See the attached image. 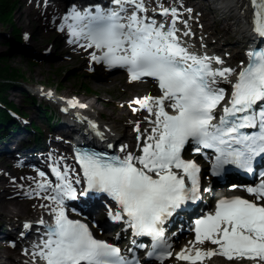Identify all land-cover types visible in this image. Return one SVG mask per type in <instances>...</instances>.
<instances>
[{
	"label": "snow or ice",
	"instance_id": "1",
	"mask_svg": "<svg viewBox=\"0 0 264 264\" xmlns=\"http://www.w3.org/2000/svg\"><path fill=\"white\" fill-rule=\"evenodd\" d=\"M112 2L115 9L98 8L94 14L90 9L74 11L71 19L77 23L68 25L72 36L88 41L82 46L102 53L93 54V61L125 68L132 81L155 79L162 96L135 101L154 116L140 155L78 154L87 182L83 194L104 192L111 196L135 234L153 239L149 256L163 261L172 255L163 225L182 206L199 199L201 169L195 161L183 159L185 145L189 141L198 145L196 152L212 149L216 157L211 172L218 177L228 165L251 173L256 158L264 156V48L249 52V63L239 72L230 102L214 123L215 109L225 98V90L216 85L220 80L229 81L234 70L214 68L213 58L191 53L177 35L176 19L167 29L157 24L146 15L144 0ZM129 7L133 9L130 15ZM161 8V15L178 17L175 9ZM246 9L250 10L253 32L264 39V0H248L242 11ZM215 63L223 61L217 58ZM165 101L175 114L166 111ZM246 129L257 131L248 133ZM136 131L140 132L139 125ZM53 171L58 183L53 186L48 181L37 187L53 193L44 198L56 205L51 209L54 225L47 228V238L36 245L33 255L44 264H139L122 255L119 247L95 239L87 225L68 218L65 199H75L76 189L67 170ZM40 177L46 180L43 172ZM246 191L255 199H221L212 212L197 219L195 241L177 259L202 264L205 258L219 255L228 261L264 264V203H259L264 201V174ZM114 218H119V213ZM205 242L217 247L208 251L196 247Z\"/></svg>",
	"mask_w": 264,
	"mask_h": 264
},
{
	"label": "rangeland",
	"instance_id": "2",
	"mask_svg": "<svg viewBox=\"0 0 264 264\" xmlns=\"http://www.w3.org/2000/svg\"><path fill=\"white\" fill-rule=\"evenodd\" d=\"M30 1L31 0H25L24 4L22 3V0L19 1L17 11L14 15V25H12V23L6 24L0 20V55H8L9 64H11L12 67L17 71H21L22 75L24 74L25 76H27L30 82L29 85L21 81L19 82L18 79H15L13 84L17 85L18 91L12 90L14 88L11 87L8 88L6 91H9V98L11 100L15 99L17 106L24 109V113L28 114L31 121H33L34 123H42L44 126V124L46 125V119L42 114H40L41 112L43 113V110L37 109V105H33V102L39 101V98L44 100H46V98L37 93L33 94L28 91V93L26 94V90L31 89L36 92L38 88L43 89L44 86H42V84H45V88L48 90L55 91V89L59 87L58 92L60 94L66 93L67 91L71 90H78L81 96L86 97L87 94L92 92L89 101H95L96 99L98 100L97 96L101 95V98L103 99L100 101V108L107 118L112 114L115 115L117 119L114 118L113 123L117 126V131L121 134V136L125 137L126 134L133 133L137 125L141 127V122L143 121V119H147L148 116L146 113H142L141 115L135 114L137 112H140L141 110L140 105L136 104L135 101L143 96H150L151 92L153 90H156L155 85L151 82H131L123 73H104L98 68V66L94 64V61L92 60V57H90L88 50L86 53L75 47H65V44L60 40V31H58L59 26L57 25L52 27V17H46V15L42 13L43 8L46 6V4H49V7H51V9L53 10L54 4H61L59 0H35L37 1V7L35 9L39 14L36 16L39 17H29L31 26H29L30 28H26L18 18L20 16V12L23 11L25 7L30 5ZM155 1L159 3V1L162 0ZM170 1L178 2L183 7L184 4H189L187 5L188 9H186V7L184 9V11L188 13V16L184 20H182L183 22H185L183 27L186 31H191V27H189V25L187 24L190 18L198 20L200 13L207 12L206 7L208 6L207 4H204V0ZM209 16L210 17L206 21L207 24H210L209 26H207V31H203L205 22L200 21L195 25L197 27L196 30L198 31V33L192 34H196L198 36L202 35V37L204 35L207 36L208 39H211L214 42L213 46L215 48L226 49L227 47H232L238 49V38L234 37L232 30H223L220 27L216 26L217 21L220 19L218 15ZM16 30H19V34L15 33ZM216 31L219 33V37L214 35ZM23 39H27L31 42L30 44L36 45L35 48L39 50L38 53L41 54L39 60L35 58L33 59L32 55L27 54L26 51L23 50ZM47 50H53L56 57H48L45 54ZM225 53L229 55L231 54V51L229 50ZM111 78L117 80L116 84L111 90H103L105 88L110 89L103 83L106 82V79L109 80ZM120 78L121 81H118V79ZM95 84H97L98 86L96 87ZM22 90L24 91V93H21ZM7 92L2 93L3 96L0 95L1 100L3 98H6ZM70 95L73 94L71 93ZM28 96L32 98L34 97V100L27 99ZM120 98H123L124 100ZM128 102H133L134 104L128 107ZM46 105L49 107L48 113L46 115H52V118H56L58 116L56 114V110L54 109L56 107L49 101H47ZM130 121L134 123L133 128H129L127 126V122ZM143 136H145V134ZM126 143H130L128 139H126ZM131 145L135 147L136 144L131 143ZM62 146L61 144L53 145L51 147V150H49L50 154H55L58 156V150L62 149ZM136 148L138 149L139 145L136 146ZM28 169V166L23 167L18 160L17 162H15V160L8 155H0V195L2 194V192L12 188V181H8L14 180L16 175L20 177H27V175H31L28 171H26ZM28 179V182L21 184V186H16V191L5 199L8 198V200H14L26 199L28 197H31L27 194V191L31 187V185L37 183V179H35V177H28ZM43 205L44 204L42 203V205L40 206H42V208H44L45 210L47 206L45 207ZM52 208L53 207L50 208V211ZM3 212L4 209L0 208V228L3 224H8L9 222H16L17 224H20L22 220H35L38 219L41 215L40 212L36 215L35 218H14L13 216L6 217L7 214ZM17 238H20V236H17ZM4 246V243H2L0 239V264H8L7 257L2 256L5 251ZM214 260H220V258L216 257V259H212L210 262H213ZM22 261L24 262L26 261V259H23ZM169 264H173V262Z\"/></svg>",
	"mask_w": 264,
	"mask_h": 264
},
{
	"label": "bare ground",
	"instance_id": "3",
	"mask_svg": "<svg viewBox=\"0 0 264 264\" xmlns=\"http://www.w3.org/2000/svg\"><path fill=\"white\" fill-rule=\"evenodd\" d=\"M147 2H148V5H152L155 3L154 0H147ZM210 2H212L210 13L211 12L215 13L217 11H218L217 14L221 13V15L218 16L220 18L218 20L219 23L218 21H217V24L215 23L217 27H220L223 30H230V31L232 30V33L235 38L240 37L242 39L243 36L245 37L248 36V34L250 33V27H251L250 10L246 9L242 11L243 5H246L248 3V0H211ZM22 3L24 4L25 0H22ZM36 7H37V1L31 0L30 5L25 7L24 10L20 12V16L18 19L21 21L22 24L25 25L26 28H30L29 26H31V23L29 22V17L30 18L39 17V16H36V15H39L38 12H36V9H35ZM50 13H51V10L49 9V6L46 4V6L44 7L43 14L46 15V17H49ZM54 13H56V10L54 11ZM208 16H209L208 14L206 15L204 13H201L199 18L200 20H207ZM195 25H196V21L190 22L191 27ZM209 25L210 24H206L205 27ZM179 27L181 26H176V28H179ZM204 30H207V29L204 28ZM216 32L214 33V35L219 37V33L218 32L216 33ZM184 33H189V32H184ZM187 36L189 37V39L187 37L183 41V46L186 48H188L189 43L194 40L193 38H191L190 33ZM30 43L31 42L29 40L23 39V45H24L23 50H25L27 54L38 53L39 50L35 48L36 45L30 44ZM209 44H211V42ZM220 51L222 52L221 49ZM235 56L237 57V59L240 58L237 55ZM225 60L226 61L228 60L227 57L225 58ZM230 64L231 63L228 61L226 64L221 65L218 68H231ZM116 81L117 80L113 78L109 80L106 79V82L103 84L108 86L110 89L105 88L103 90H106V91L111 90L116 84ZM118 81H121V78L118 79ZM136 83H139V82H136ZM229 83L230 81L220 80L218 84L219 85H229ZM95 85L96 87L98 86L97 84ZM42 86H44L43 89L38 88L36 91H37V94L46 97V100L39 98V101L33 102V105L35 106L37 105L36 107L39 110H44L45 109L44 106H46L47 101H50L52 105L56 107L54 109L56 110L57 112L56 114L58 116L56 118L49 117L47 119L48 127L51 130L57 131L61 135L60 137L62 141L68 146L71 145L74 139H79L84 136L85 137L91 136L90 139L92 140L94 139V137H102L105 139L108 138L111 142H115L122 137L120 134L117 133L116 131L117 126L114 125L113 123L114 118H116L115 115L112 114L110 115V117L107 118L105 117L104 112L101 110L100 101L103 99L101 98V95L95 94V95H98L97 96L98 100L96 99L95 101H89V98L91 97L92 92L87 94L86 97H83L79 94L78 90L76 91L71 90V91H67L66 93L60 94L58 92L59 87L56 88L55 91H53V90L46 89L45 84H42ZM10 87L14 88L12 90L18 91L17 89L18 87L16 84H10L8 88ZM6 90H4L2 93L7 92ZM27 91L29 92V90H26V94L28 93ZM22 92L24 93L23 90L21 91V93ZM2 93H0L1 96H3ZM71 93L73 95H70ZM27 99L34 100V97L32 98L28 96ZM120 99H123V98H120ZM142 99L143 98L139 100H142ZM5 100H6V103L3 104L2 102H0V105H2L3 107L9 108V110L13 112L17 118V122L11 121V124L7 125V129H9L11 132L13 130L16 131V128H21L23 126L27 128L30 122L29 116H27L28 114L26 115L24 113L23 111L24 109L17 106L15 99L11 100L9 98V91L6 93ZM73 101L76 102L75 106H73L71 103ZM133 104H134L133 102L127 103L128 107ZM3 107H0V111H3L4 113L0 117L1 120L10 119L11 117L6 113V111H4L6 109ZM142 113L148 114L147 119L143 120V122L141 123V125H143L146 122V124H148L149 126V129L146 132V135L140 136L141 132H143V129H142L143 127L141 126L139 133L136 130H134L133 133H128L125 136L126 139H130L133 141V139L137 135H139L140 139H138V137L136 138L140 141V147L145 142L147 136L151 134V129L154 126L153 124L149 123L150 120L154 119V116L150 115L146 109H142L140 112H137L135 114L141 115ZM40 114H43V113L41 112ZM133 124L134 123L131 121L127 122V126L129 128H133ZM31 131H32L31 129L26 130V131L21 130L15 135H10L9 138H7L6 141L3 142L0 149H2V151H8L9 154L13 156H16L17 153L20 150H22L20 151L22 155L19 154V156H23L27 159H35V160H38L40 158L42 159L43 155H41L39 152L34 151L31 143H29V139L31 136L29 132ZM54 131H48L46 133V136L48 138H51L53 134H54L53 136L57 135L58 133L56 132L53 133ZM53 144L56 145L57 143H53ZM137 145L138 143H136V146ZM47 146L49 147L50 145L49 144L46 146L44 145V147L46 148ZM140 147L138 150H136L135 147L133 148L130 145H127L126 147L127 153H133L134 155L138 156L140 155ZM29 148H32L33 154L34 153L37 154V157H36L37 159L34 158L32 153L29 152ZM58 151L62 153L61 155L63 156L62 160L71 159V157L69 156L68 149L66 150L59 149ZM44 152H47V150L43 149V153ZM31 162L33 163V161ZM25 180H26L25 177H20L16 175L14 180L8 181V182L12 181V184H13L12 188L8 189L7 191L2 192V194L0 195V208L4 209L3 213L7 214L6 217L13 216L14 218H18V217L24 218V217H34L38 214V210H39L38 205L41 204L40 196L31 197L27 199H14V200H8V198L5 199L6 197L12 195L16 191V186H21V184H23ZM28 180L29 179H27V181ZM47 182H48L47 180H42L41 178V180L37 183V185L40 183H47ZM234 184H237V183H234ZM37 185L35 187H32L28 191V193H36V195H39L41 190L37 187ZM41 220H42L41 218H39L36 221L27 220L25 222L26 224L25 227L28 228L29 225L33 223L39 224ZM15 224L16 223H13V225ZM1 228H0V234L5 233L4 235L7 237H10L12 235V228L7 229V225L2 226ZM40 243L42 242H34V239L33 240L29 239V241L24 247H10L9 244H6L5 251L2 256L7 257L8 264H24L21 261L25 258V256L27 257V262H25V264H43L44 263L43 261L39 260L37 257L33 255V252L36 250V245ZM203 245L197 244L196 247L202 248ZM213 247L214 246L206 247L205 248L206 250L204 251L214 249L215 247L214 248ZM189 248H191V245L189 246ZM210 258H205V259H210ZM222 259L225 260V258H222ZM215 262L213 263L217 264ZM251 264H253V262Z\"/></svg>",
	"mask_w": 264,
	"mask_h": 264
},
{
	"label": "trees",
	"instance_id": "4",
	"mask_svg": "<svg viewBox=\"0 0 264 264\" xmlns=\"http://www.w3.org/2000/svg\"><path fill=\"white\" fill-rule=\"evenodd\" d=\"M19 0H0V20L6 24L12 23L14 25V15L17 11ZM16 34H19V30H16ZM23 78L24 74L21 71H17L9 64V56L0 55V93L8 89L10 83L16 78ZM6 99V98H4ZM3 111H0V117L3 115Z\"/></svg>",
	"mask_w": 264,
	"mask_h": 264
}]
</instances>
